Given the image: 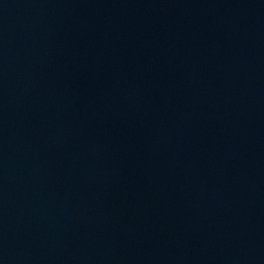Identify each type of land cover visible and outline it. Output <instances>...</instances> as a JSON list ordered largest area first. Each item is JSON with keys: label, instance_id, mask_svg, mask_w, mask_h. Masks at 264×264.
<instances>
[{"label": "water", "instance_id": "obj_1", "mask_svg": "<svg viewBox=\"0 0 264 264\" xmlns=\"http://www.w3.org/2000/svg\"><path fill=\"white\" fill-rule=\"evenodd\" d=\"M0 264H264V0H0Z\"/></svg>", "mask_w": 264, "mask_h": 264}]
</instances>
